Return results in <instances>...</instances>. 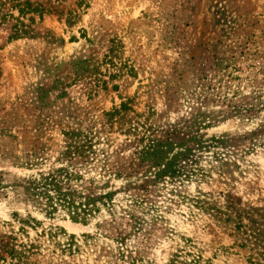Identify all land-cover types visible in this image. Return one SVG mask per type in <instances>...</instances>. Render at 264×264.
I'll list each match as a JSON object with an SVG mask.
<instances>
[{"label": "rangeland", "instance_id": "374dc122", "mask_svg": "<svg viewBox=\"0 0 264 264\" xmlns=\"http://www.w3.org/2000/svg\"><path fill=\"white\" fill-rule=\"evenodd\" d=\"M149 138L184 143L174 175ZM28 215L38 264H264V0H0V242Z\"/></svg>", "mask_w": 264, "mask_h": 264}, {"label": "trees", "instance_id": "16d2710c", "mask_svg": "<svg viewBox=\"0 0 264 264\" xmlns=\"http://www.w3.org/2000/svg\"><path fill=\"white\" fill-rule=\"evenodd\" d=\"M18 12L19 16H25L28 12H37L40 18L43 16L41 7L37 5L33 7L29 1H25L22 6L19 5ZM30 19L33 18L30 17ZM68 23L72 22L68 21ZM20 34L21 32L16 30L13 37ZM124 109L125 106L122 104L119 109H115V111H124ZM139 143L141 147L138 149L137 155L141 162H151L153 166H162L161 170L155 172L154 177L172 176L176 173L175 162L178 156L182 154V150L173 151L174 147L179 148L184 146L182 141H161L149 138L145 144H143V140L141 139H139ZM28 189H30L33 196H36L35 198L45 202L46 208L48 209L47 214L49 215H52L58 206H61L62 209H71V207H75L72 193L68 187H65L53 174L41 173L38 178L30 180ZM107 195L110 197L109 193H107ZM84 199L86 203L84 204L83 212L86 211L85 207L89 205L91 197L85 196ZM79 215L80 214L76 212L75 209H72L69 211L68 217L73 222H82L85 224L87 221L86 218L84 216L80 217ZM18 222L20 225L17 231L11 232V234H8V236L0 242V264H38V260H33V258L41 255L43 252L41 238H51L53 228H42V230L36 233V237L32 240L29 237L28 227L33 228L36 224H39V221L28 215L20 218ZM55 227L58 230L64 231L61 227ZM171 264H210V260L204 259L200 253L182 250L179 251L176 259Z\"/></svg>", "mask_w": 264, "mask_h": 264}]
</instances>
